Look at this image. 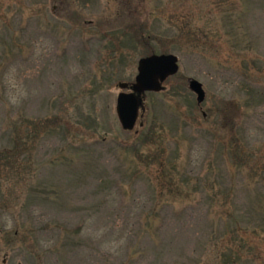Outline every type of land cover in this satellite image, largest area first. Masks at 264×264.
<instances>
[{"label":"rangeland","instance_id":"374dc122","mask_svg":"<svg viewBox=\"0 0 264 264\" xmlns=\"http://www.w3.org/2000/svg\"><path fill=\"white\" fill-rule=\"evenodd\" d=\"M154 53L180 70L124 131L119 84ZM19 262L264 264V0H0V264Z\"/></svg>","mask_w":264,"mask_h":264},{"label":"water","instance_id":"95a60500","mask_svg":"<svg viewBox=\"0 0 264 264\" xmlns=\"http://www.w3.org/2000/svg\"><path fill=\"white\" fill-rule=\"evenodd\" d=\"M178 70V57L173 54L152 55L139 60L138 74L132 85L133 91L121 92L117 98L116 109L123 129L132 130L135 127L142 104L140 94L147 91H160L162 82L176 74ZM120 87L126 89L128 84L121 83ZM189 87L197 94L198 103H202L205 100L202 84L195 79H190Z\"/></svg>","mask_w":264,"mask_h":264}]
</instances>
